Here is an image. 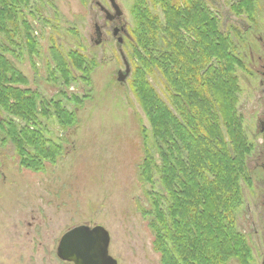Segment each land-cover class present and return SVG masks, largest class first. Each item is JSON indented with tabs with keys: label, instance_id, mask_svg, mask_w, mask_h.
Instances as JSON below:
<instances>
[{
	"label": "rangeland",
	"instance_id": "1",
	"mask_svg": "<svg viewBox=\"0 0 264 264\" xmlns=\"http://www.w3.org/2000/svg\"><path fill=\"white\" fill-rule=\"evenodd\" d=\"M117 1L131 33L136 25L135 0ZM205 2L216 15L222 34L234 42L233 74L239 87L236 109L251 146L245 160L248 180L239 183L242 201L236 212V229L245 237L249 256L245 262L234 257L226 264H261L264 132L258 126L262 92L257 71L264 60V0H255L250 16L232 10L235 0ZM27 4L21 19L31 28L36 53H29L25 38L15 37L18 45L10 47L20 56L5 57L25 77L26 88L36 91L38 102L49 104L48 112L53 113L52 104L59 101L74 119L62 127L54 116L37 114L44 138L61 148L55 156L49 152L27 166L16 144L0 132V264H72L56 255V247L64 232L80 224L107 230L108 252L117 264H163L151 225L153 202L163 192L161 159L151 124L132 86V42L124 39L119 46L110 33L106 39L90 38L95 37L96 8L89 0H28ZM145 4L163 19L153 0ZM163 46L160 42L158 49ZM52 50L64 57L71 70L67 82L55 69ZM76 54L82 59L81 68L73 57ZM121 54L129 65L123 81L117 80V71L124 70ZM150 80L168 97L158 71ZM6 116L0 108V119ZM145 149L149 170L143 165ZM147 172L148 182L142 177ZM164 205L158 199V208Z\"/></svg>",
	"mask_w": 264,
	"mask_h": 264
},
{
	"label": "trees",
	"instance_id": "2",
	"mask_svg": "<svg viewBox=\"0 0 264 264\" xmlns=\"http://www.w3.org/2000/svg\"><path fill=\"white\" fill-rule=\"evenodd\" d=\"M27 3L0 0V108L7 113L0 119V132L16 144L25 166L49 152L55 156L61 148L44 138L37 114L54 116L62 127L74 119L59 101L52 104L53 113L48 112L49 104L38 102L36 91L26 88L25 77L5 57L20 56L11 49L18 45L15 37L25 38L29 53H36L31 28L21 19ZM254 3L235 0L232 10L250 16ZM153 4L161 8L162 20L145 0H135L136 25L130 41L135 59L132 86L161 159L163 192L156 194L151 223L156 248L163 264H226L234 257L245 262L249 248L236 229V212L242 201L239 183L248 180L245 160L251 146L236 109L234 42L222 34L205 0H153ZM160 42L164 48L159 50ZM52 53L60 79L67 82L68 64L56 50ZM73 57L81 68V57ZM155 71L164 78L168 97L150 80ZM148 154L145 149L147 170ZM142 177L150 180L148 172ZM158 199L164 200V209L158 208Z\"/></svg>",
	"mask_w": 264,
	"mask_h": 264
},
{
	"label": "water",
	"instance_id": "3",
	"mask_svg": "<svg viewBox=\"0 0 264 264\" xmlns=\"http://www.w3.org/2000/svg\"><path fill=\"white\" fill-rule=\"evenodd\" d=\"M124 70L117 71V80L123 81L129 74V65L121 54ZM109 233L101 225L80 224L62 234L56 247V255L72 264H117L109 254Z\"/></svg>",
	"mask_w": 264,
	"mask_h": 264
},
{
	"label": "flooded vegetation",
	"instance_id": "4",
	"mask_svg": "<svg viewBox=\"0 0 264 264\" xmlns=\"http://www.w3.org/2000/svg\"><path fill=\"white\" fill-rule=\"evenodd\" d=\"M96 8V13L94 14L93 23V36L90 37L95 40L106 39L107 34L110 33L111 36L118 41V45L123 43L124 39L130 40V32L127 29L128 24L125 19V13L119 2L117 0H89ZM101 19V22H97ZM97 40V41H98ZM264 48V43H263ZM262 61L261 68L257 71L261 76L259 81L262 96L258 97L260 105L262 107V115L258 118V126L261 133L264 132V60ZM262 169L264 170V163L261 164ZM264 264V259L262 263Z\"/></svg>",
	"mask_w": 264,
	"mask_h": 264
},
{
	"label": "bare ground",
	"instance_id": "5",
	"mask_svg": "<svg viewBox=\"0 0 264 264\" xmlns=\"http://www.w3.org/2000/svg\"><path fill=\"white\" fill-rule=\"evenodd\" d=\"M59 241V240H58Z\"/></svg>",
	"mask_w": 264,
	"mask_h": 264
}]
</instances>
